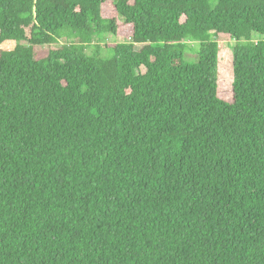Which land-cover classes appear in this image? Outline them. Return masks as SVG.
<instances>
[{"label":"trees","instance_id":"16d2710c","mask_svg":"<svg viewBox=\"0 0 264 264\" xmlns=\"http://www.w3.org/2000/svg\"><path fill=\"white\" fill-rule=\"evenodd\" d=\"M0 264H264V0H0Z\"/></svg>","mask_w":264,"mask_h":264},{"label":"rangeland","instance_id":"374dc122","mask_svg":"<svg viewBox=\"0 0 264 264\" xmlns=\"http://www.w3.org/2000/svg\"><path fill=\"white\" fill-rule=\"evenodd\" d=\"M218 42V67H217V74L218 79L222 82V89L220 95L225 98H229L230 92L227 87L229 82L232 81V47L235 44V40L230 38L229 36L225 35H218L217 37ZM259 39L258 35L253 36V41ZM127 42H130V39H126ZM116 42L115 38L110 35H104L101 39H96L92 41V44L89 45L86 50L87 53L94 52L99 50L100 55H106V48L104 45L106 43H113ZM98 45V48L95 47ZM138 48V46H136ZM198 43L195 41H186L185 42V56L186 58H193L194 57V50L198 51ZM141 72L145 71L144 67L140 68Z\"/></svg>","mask_w":264,"mask_h":264}]
</instances>
